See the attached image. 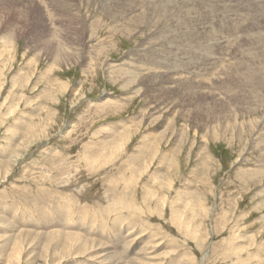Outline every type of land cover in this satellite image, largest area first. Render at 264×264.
Masks as SVG:
<instances>
[{"label":"rangeland","instance_id":"374dc122","mask_svg":"<svg viewBox=\"0 0 264 264\" xmlns=\"http://www.w3.org/2000/svg\"><path fill=\"white\" fill-rule=\"evenodd\" d=\"M156 1L0 0V264H264V0Z\"/></svg>","mask_w":264,"mask_h":264},{"label":"bare ground","instance_id":"6f19581e","mask_svg":"<svg viewBox=\"0 0 264 264\" xmlns=\"http://www.w3.org/2000/svg\"><path fill=\"white\" fill-rule=\"evenodd\" d=\"M143 1V0H142ZM146 1V0H145ZM148 1V0H147ZM200 1V0H199ZM154 2H157L156 0H154ZM186 2V1H185ZM145 3V2H144ZM178 3V2H177ZM160 4V3H159ZM207 4V3H206ZM168 5V4H167ZM178 5V4H177ZM208 5V4H207ZM206 5V6H207ZM146 6V9L148 8V5H145ZM184 7H182V9H183ZM158 9V8H157ZM160 9V8H159ZM180 9V8H179ZM198 9V8H197ZM258 10H260V8H258ZM152 12L154 13L153 15H156V5H153V7H152ZM171 12V11H170ZM179 13H181V12H179ZM127 14V13H126ZM147 14V13H146ZM172 14H173V12H172ZM211 14H212V12H211ZM164 15H166V16H169L170 14L168 13V15L167 14H164ZM174 15V14H173ZM176 15V14H175ZM174 15V16H175ZM179 15V14H178ZM163 16V15H162ZM162 16L160 17L159 16V18L162 20ZM177 16V15H176ZM175 16V17H176ZM180 16V15H179ZM164 17V16H163ZM178 17V16H177ZM159 18H157L158 20H159ZM167 18H170V16L169 17H167ZM167 18H165V19H167ZM157 19H156V21H157ZM157 22H159V21H157ZM179 23V22H178ZM157 24H159V23H157ZM175 24V23H174ZM166 25H168L169 26V24L167 23ZM163 26V25H162ZM188 26V25H187ZM74 27V26H73ZM165 27V29H166V27L167 26H164ZM163 28V27H162ZM169 28V27H168ZM161 29V28H160ZM175 29H176V27H175ZM169 30V29H168ZM197 30V29H196ZM159 31V30H158ZM162 31V30H161ZM176 31V30H175ZM186 31H188V29H186ZM165 32V31H164ZM191 32V31H190ZM160 33V32H159ZM191 33H193V32H191ZM190 33V34H191ZM195 33V32H194ZM197 34V33H196ZM186 35V34H185ZM214 37V36H213ZM212 37V38H213ZM198 40H196V42H197ZM185 43H187V42H185ZM188 43H190V42H188ZM200 43H201V41H200ZM184 43H182V45H183ZM185 45V44H184ZM202 45V44H201ZM193 46V45H192ZM199 46H200V44H199ZM214 46V45H213ZM140 48V47H139ZM138 48V49H139ZM180 48V47H179ZM187 48V47H186ZM185 48V49H186ZM137 49V48H136ZM209 49V48H208ZM207 49V50H208ZM240 49V48H239ZM246 49V48H245ZM195 50V49H194ZM205 50V49H204ZM206 50V51H207ZM252 50V49H251ZM251 50H247V52L245 53L246 54V57L247 58H249V57H253V60H255V55H257V54H255V53H253ZM137 51V50H136ZM136 51H135V53L134 54H136ZM178 51V50H177ZM176 51V52H177ZM196 51V50H195ZM261 51H263V50H261ZM133 52V51H132ZM203 52H205V51H203ZM264 52V51H263ZM137 54H138V52H137ZM148 54H149V52H148ZM260 54H262V53H260ZM162 55V54H161ZM263 55V54H262ZM255 56V57H254ZM177 57V56H176ZM259 57V56H258ZM241 58V57H240ZM263 58V57H262ZM140 60V59H139ZM160 60V59H159ZM246 60V59H245ZM244 60V61H245ZM179 61V60H178ZM228 61V60H227ZM247 61V60H246ZM230 62V61H229ZM231 62H233V61H231ZM240 62V61H239ZM260 62H261V57H260ZM164 63V62H163ZM226 63V62H225ZM236 63V62H235ZM259 63V61H256V62H254V61H251V60H249V61H247V62H245V64H243L242 66L240 65L239 67H236V68H234L235 66V64H233V63H231L232 64V66L233 67H231V69L230 68H228V69H230V70H227V71H229V73H231L230 75H232V76H230L229 75V73L227 74L226 73V75H228V80L230 79H232L233 80V76H235V77H239V78H241V79H244V81L245 82H247V83H250L251 85H253V84H255V83H258L259 84V86L262 84V83H264V66H260V67H255L257 64ZM227 64V63H226ZM230 63L229 64H227L228 66L229 65H231ZM238 63H236V65H237ZM264 64V63H263ZM226 65V66H227ZM238 66V65H237ZM143 67V66H142ZM150 68V67H149ZM143 69V68H142ZM159 69V68H158ZM195 70V69H194ZM160 72V71H159ZM158 72V73H159ZM165 72V71H164ZM134 73V72H133ZM177 73V72H176ZM224 73V72H223ZM222 73V74H223ZM132 74V73H131ZM136 74V73H135ZM208 74H210V73H208ZM213 74V73H212ZM220 75V74H219ZM218 75V77L220 78V76ZM225 75V74H224ZM157 76V75H156ZM192 76V75H191ZM210 76V75H209ZM217 76V75H216ZM200 77H202V76H200ZM199 77V78H200ZM203 77H204V75H203ZM215 77V76H214ZM198 78V79H199ZM222 78V77H221ZM155 79V78H154ZM146 80V79H145ZM159 80V79H158ZM231 80V81H232ZM240 80V79H239ZM152 81V80H151ZM165 81V80H164ZM225 81V80H224ZM230 81V82H231ZM241 81H243V80H241ZM146 82V81H145ZM222 82V81H221ZM234 83H236L237 81H233ZM232 82V83H233ZM238 82H240V81H238ZM183 83V82H182ZM242 83V82H241ZM170 84V83H169ZM174 84H176V83H174ZM244 84V83H243ZM238 85V84H237ZM241 85V84H240ZM151 86V85H150ZM154 86V85H153ZM229 86H230V84H229ZM233 86V85H232ZM236 86V85H235ZM239 86V85H238ZM247 86V85H246ZM258 86V87H259ZM251 87V86H250ZM257 87V88H258ZM163 88V87H162ZM234 88V87H233ZM255 88V87H254ZM253 88V89H254ZM255 90V89H254ZM253 90V91H254ZM196 92V91H195ZM217 92V91H216ZM222 92V91H221ZM225 92V91H224ZM228 92H229V90H228ZM240 92V91H239ZM247 93L248 92H250V91H246ZM254 92H256V91H254ZM260 92V91H259ZM226 93V92H225ZM264 93V92H263ZM219 94V93H218ZM223 94V93H222ZM255 95H256V93H254ZM233 95V94H232ZM220 96H221V94H220ZM257 96V95H256ZM264 96V95H263ZM253 97V96H252ZM106 103V102H105ZM221 109V108H220ZM215 110V109H214ZM256 112V111H255ZM235 114V113H234ZM229 115V114H228ZM215 129V128H214ZM148 140V139H147Z\"/></svg>","mask_w":264,"mask_h":264}]
</instances>
